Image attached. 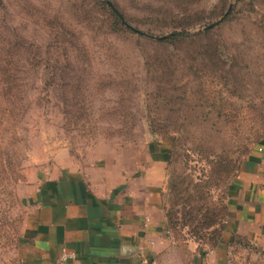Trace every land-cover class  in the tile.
<instances>
[{
    "label": "rangeland",
    "instance_id": "1",
    "mask_svg": "<svg viewBox=\"0 0 264 264\" xmlns=\"http://www.w3.org/2000/svg\"><path fill=\"white\" fill-rule=\"evenodd\" d=\"M109 1L141 33L108 0H0V44L12 27L23 43L0 61V264H20L42 168L165 138L170 230L211 247L230 185L264 144V0ZM174 31L188 36L167 39ZM233 244L229 264H264V248Z\"/></svg>",
    "mask_w": 264,
    "mask_h": 264
},
{
    "label": "crops",
    "instance_id": "2",
    "mask_svg": "<svg viewBox=\"0 0 264 264\" xmlns=\"http://www.w3.org/2000/svg\"><path fill=\"white\" fill-rule=\"evenodd\" d=\"M169 139L144 154L105 151L87 167L61 158L42 168L26 200L20 264H57L63 247L79 264H229L237 236L264 248V144L229 187L223 240L199 248L169 227Z\"/></svg>",
    "mask_w": 264,
    "mask_h": 264
},
{
    "label": "trees",
    "instance_id": "3",
    "mask_svg": "<svg viewBox=\"0 0 264 264\" xmlns=\"http://www.w3.org/2000/svg\"><path fill=\"white\" fill-rule=\"evenodd\" d=\"M112 3V2H111ZM108 6L112 9V13H114V16L118 17L117 19L120 20V23L122 25H125V26H128L131 30H135L137 32H140L141 31L139 29H136L135 27H133L130 23H128L126 20H125V17L123 16V19L119 16V14L112 8V6L108 3ZM120 18V19H119ZM2 29V27H1ZM14 28L12 27L9 31L11 32V35L12 37L8 38V39H11V38H14L15 39V42H11L9 41L6 37L3 39V44L1 43L0 45H4V46H0V55L1 54H5L4 57H0V61L2 62H9V61H15V60H18L17 58L14 59V55L16 53V51L14 49H11L12 46H23V43L22 42H19L17 40V38H19V35L16 34L15 35V31L13 30ZM210 30L212 29H208L206 30V33L209 32ZM185 36H188V34L186 32H179V31H174L171 33V35L169 37H167V39H173V38H180V37H185ZM166 40V39H164ZM205 42H208L209 40L208 39H204ZM25 45V44H24ZM209 45L211 44H208L207 43V49L209 47ZM218 47L221 48L222 46V39H219L218 43H217ZM10 46V47H9ZM8 56V57H7ZM222 57V58H221ZM220 58L219 59V65L217 64L216 66L219 67V71H223L224 68H225V59L223 57V55L221 54V50H220ZM36 60V59H35ZM34 61V60H33ZM222 76H225V75H222ZM175 141V140H174ZM175 143V142H174ZM171 153L169 155V163L171 161ZM224 227H225V224H224ZM225 231V230H224ZM224 233V232H223ZM223 233H219L218 236L216 237V240L217 242H215L214 244H212V246H216L220 241L223 240Z\"/></svg>",
    "mask_w": 264,
    "mask_h": 264
},
{
    "label": "built area",
    "instance_id": "4",
    "mask_svg": "<svg viewBox=\"0 0 264 264\" xmlns=\"http://www.w3.org/2000/svg\"><path fill=\"white\" fill-rule=\"evenodd\" d=\"M57 264H79L77 253L63 247L57 260ZM141 264H159L157 260L146 261Z\"/></svg>",
    "mask_w": 264,
    "mask_h": 264
},
{
    "label": "water",
    "instance_id": "5",
    "mask_svg": "<svg viewBox=\"0 0 264 264\" xmlns=\"http://www.w3.org/2000/svg\"><path fill=\"white\" fill-rule=\"evenodd\" d=\"M108 3L112 6V8L119 14V16L123 19V16H122V14L117 10V8L108 0ZM124 20V19H123ZM214 25H215V23H212V24H210V25H208V26H206L205 28L206 29H210V28H212V27H214Z\"/></svg>",
    "mask_w": 264,
    "mask_h": 264
}]
</instances>
